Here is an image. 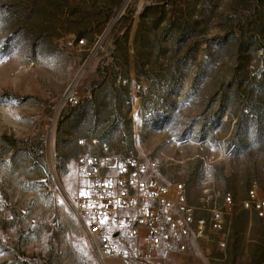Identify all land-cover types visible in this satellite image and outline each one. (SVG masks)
<instances>
[{
  "label": "rangeland",
  "instance_id": "1",
  "mask_svg": "<svg viewBox=\"0 0 264 264\" xmlns=\"http://www.w3.org/2000/svg\"><path fill=\"white\" fill-rule=\"evenodd\" d=\"M262 106L264 0H0V264H119L74 209L79 138L156 161L195 206L264 195ZM228 231L132 264H257L264 218Z\"/></svg>",
  "mask_w": 264,
  "mask_h": 264
},
{
  "label": "built area",
  "instance_id": "2",
  "mask_svg": "<svg viewBox=\"0 0 264 264\" xmlns=\"http://www.w3.org/2000/svg\"><path fill=\"white\" fill-rule=\"evenodd\" d=\"M83 100L74 91L66 97L69 106ZM76 168L81 185L74 197L75 212L96 249L119 264H132L168 247L187 252L191 238L213 241L218 235L217 245L225 250L232 216L246 211L264 218V195L257 188L247 199L227 194L221 206L210 195L202 206H195L184 184L154 182L156 161L119 160L96 137L77 139Z\"/></svg>",
  "mask_w": 264,
  "mask_h": 264
},
{
  "label": "trees",
  "instance_id": "3",
  "mask_svg": "<svg viewBox=\"0 0 264 264\" xmlns=\"http://www.w3.org/2000/svg\"><path fill=\"white\" fill-rule=\"evenodd\" d=\"M199 75H197V78H198ZM85 105L84 104H81V108L84 107ZM264 108L263 106L262 107H255L253 110V114H259L261 112V110ZM247 106H243V109H242V113H241V116L239 118H242L244 116H246L248 113H247ZM264 110V109H263ZM222 114V113H221ZM89 117L92 119V122H93V125L94 127H98L99 126V119H98V116L97 115H89ZM100 140V139H99ZM101 141V140H100ZM102 142V141H101ZM104 143V142H102ZM106 144V143H104ZM257 243V244H256ZM255 243V247L257 249H259V257L256 258L257 259V264H264V244L262 243V245H259L261 243L259 242H256Z\"/></svg>",
  "mask_w": 264,
  "mask_h": 264
}]
</instances>
